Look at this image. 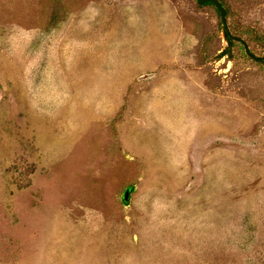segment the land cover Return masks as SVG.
<instances>
[{"label": "rangeland", "instance_id": "obj_1", "mask_svg": "<svg viewBox=\"0 0 264 264\" xmlns=\"http://www.w3.org/2000/svg\"><path fill=\"white\" fill-rule=\"evenodd\" d=\"M223 1L264 57V0ZM223 30L197 0H0V264H264V64Z\"/></svg>", "mask_w": 264, "mask_h": 264}, {"label": "water", "instance_id": "obj_2", "mask_svg": "<svg viewBox=\"0 0 264 264\" xmlns=\"http://www.w3.org/2000/svg\"><path fill=\"white\" fill-rule=\"evenodd\" d=\"M197 1H198V3H199L200 5H204V4L208 3V2L214 4V5L217 7V9H218V11H219V13H220L221 20H222V23H223V26H224V29H225V30H224L225 33H227V34H228L232 39H234L235 41H237V42L243 44V46H244V48H245V51H246V54H247L250 58H252L253 60L258 61V62H264V57H263V56H258V55H256V54H254V53L251 51L249 45L247 44V42H246L244 39H242V38L239 37V36H235V35H233V34L229 31L230 29H229V26H228V20H227V10H226V8L223 6V4L221 3L220 0H197ZM224 36H226V34H225ZM127 196H128V194L126 193L124 199H127Z\"/></svg>", "mask_w": 264, "mask_h": 264}, {"label": "trees", "instance_id": "obj_3", "mask_svg": "<svg viewBox=\"0 0 264 264\" xmlns=\"http://www.w3.org/2000/svg\"><path fill=\"white\" fill-rule=\"evenodd\" d=\"M221 1V3L223 4V6L226 8V10H228V7L226 6V4H225V2L223 1V0H220ZM204 5H212V6H214L216 9H217V7L214 5V4H212V3H210V2H208V3H206V4H204ZM217 11H218V9H217ZM219 12V11H218ZM220 14V13H219ZM223 24V23H222ZM225 30V29H224ZM223 30V31H224ZM226 34V40H227V42H228V47L220 54V56L221 57H224V56H228V57H232L233 55H232V52H233V49H232V46H234V42H236L234 39H232L227 33H225ZM239 43V42H238ZM241 44V43H240ZM243 45V44H242ZM244 47V46H243ZM245 49V48H244ZM259 63H262V64H264V62H259ZM125 195H126V193L124 194V197H125ZM125 200V199H124ZM125 202H127V200H125Z\"/></svg>", "mask_w": 264, "mask_h": 264}, {"label": "crops", "instance_id": "obj_4", "mask_svg": "<svg viewBox=\"0 0 264 264\" xmlns=\"http://www.w3.org/2000/svg\"><path fill=\"white\" fill-rule=\"evenodd\" d=\"M150 116H152V119H150L151 120V122H153V126H155L154 127V129L157 131V135H159V134H163V132L162 131H160V130H157V128H156V124H157V119H155L156 117L155 116H153V112H152V115H150ZM167 134H169V133H167ZM170 135V134H169ZM169 135H166V136H169ZM162 136V135H161ZM157 142H158V139H157Z\"/></svg>", "mask_w": 264, "mask_h": 264}]
</instances>
